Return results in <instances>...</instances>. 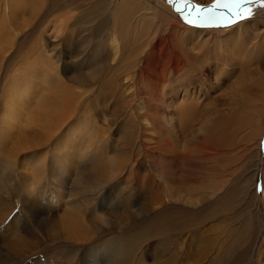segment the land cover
<instances>
[{"label":"rangeland","instance_id":"obj_1","mask_svg":"<svg viewBox=\"0 0 264 264\" xmlns=\"http://www.w3.org/2000/svg\"><path fill=\"white\" fill-rule=\"evenodd\" d=\"M42 1L31 0L24 3L22 0L21 7L25 17H21L19 23L23 25V19L30 20L32 11H29L33 10L32 8L35 10L37 8L40 9L43 6ZM70 2L71 4H69ZM193 2L200 3L205 7L209 5L202 4L205 0H193ZM69 3L66 6L67 10L63 8L64 10L59 11L60 13H69L71 9L74 10L73 13L76 15V19H73L75 22L72 19V27L66 31V34L61 39L54 40L55 38L52 34V43L48 44L47 48L54 51L51 54H47V56L45 55L44 66L41 67L40 60L42 58H37L39 56L37 54L39 46L34 38L25 39L23 42H20V38L12 39L6 37L4 40L5 47L11 48L14 43L15 46L11 51L21 49L23 54L22 57L17 59L18 61H15V64L10 69V75L0 85V264H107L108 259L122 247L120 242H117V244H110L109 242L119 239L121 242L126 243L127 239L134 237L148 226L149 219L157 217L164 210L176 213L178 217L174 219L168 218L169 220L165 218L162 221L164 229L161 227L162 231H165L163 232L164 235L141 241L134 258L128 264H179V244L187 241L191 243L190 238L194 237L198 232L200 223L194 211L197 209V202L201 194V184L208 182L202 190L204 194L202 195L206 198V201H212L213 191L211 188L213 182L209 179L200 184L199 181L194 180L195 178L192 177V183L191 181L182 183V179L185 176L192 175L193 171H195L191 166L195 162L192 161L193 158L195 159V155L183 161L179 159L180 153L175 152L176 150L179 151L182 146L184 150L194 154L198 143L196 140L199 139L200 143L206 140L207 135L205 132L203 134L201 132V135L198 136L196 121L191 130L193 135L190 133L186 138L179 133V124L178 127L176 125L172 132L168 130L169 128L163 126L164 122H166L165 120H162L161 125H156L155 120L150 117L152 108H147L146 101L148 99L145 95L149 93L148 96L150 97V93L156 90H158V93L166 90L165 100L170 102L175 96V92H179V90H187L190 94L200 92V96H204V100L201 98V108L206 104L205 106L212 110L210 115L215 118L212 121L215 123L212 126L210 125L209 135L218 129L217 125H220L222 119L227 121L226 119L229 117V119L233 120L235 114L240 111L238 110L239 106L236 107L231 100H228L232 99L230 90L232 82H235V80L232 77L225 78V75L229 69L228 67L237 59L240 50H243L241 49L242 45L247 46L246 43L250 37L252 38L249 41L251 44H253L255 39L260 38L258 39L260 41L263 39L264 8L257 6L254 8V16L252 18L232 26L233 30L224 31V28L188 25L169 0H69ZM84 5L87 6L83 7ZM59 11L56 14H60ZM73 13L72 15H74ZM82 13L84 14L83 16ZM176 23L180 29L173 30L174 28L172 27H175ZM145 29L148 31H145ZM201 29L208 31L203 32L204 34H198L196 31L200 32ZM182 30V34H179ZM231 31L236 32H234L233 37L232 35L229 37L232 34ZM257 31L258 34L262 32V35H258ZM154 35L156 36L155 40ZM113 37H117L121 42H116V39L115 43H113ZM240 38L244 40L242 41ZM11 39L12 42L10 43L12 44H8V40ZM112 43L114 45H111ZM155 43L156 46L162 49H165L170 43L172 48L178 47L176 50L180 51V54L176 58L175 55H172L171 50L161 54L158 52L159 57L154 60L157 66L150 74H144L146 65L150 62L151 54L153 53L152 46ZM261 43L262 50L259 58H252L249 56L251 53H248L246 57L248 56L252 60H248V57L246 58L247 60L245 59L246 67H250V65L253 67H250V69L248 67L247 70H254L256 73L253 76L256 79L264 75V63L262 62L264 61V39ZM116 44L118 46H115ZM112 47L118 48L115 50ZM95 48H99L98 54H101L99 56H102L103 60H107H104L105 62L102 61L104 65L100 61L101 64L97 60L91 59L92 56L90 55H92V52L97 51ZM228 48H232L236 52L234 50L229 52ZM99 51H102V53ZM28 53L33 55L27 56L29 59L26 61L27 59L24 56ZM107 53H109L110 57H108ZM113 53L115 54L114 56H117V59L112 56ZM258 54L256 53V55ZM251 56L253 55L251 54ZM179 58L185 61V65L182 68L178 66ZM201 58L205 59V64L200 70L198 59ZM191 59L197 60L192 62ZM95 63L97 69H95ZM117 63L122 65V69ZM108 64L111 65L109 66ZM127 65L129 66L127 67ZM124 66L126 68H123ZM217 66L220 67L218 69H221L222 72L221 76L217 78L220 79L222 77L221 84L218 83L215 77ZM43 67L44 71L42 70ZM47 68L50 74L46 76ZM160 71H164V73L160 74ZM260 71H262V75ZM75 72L77 78L73 77ZM24 77L28 78L21 86H26L27 88L17 93L16 96L13 95L11 88L14 82ZM126 78L128 81L126 80L125 82ZM58 79L76 92H82L76 107L69 111V113L74 115L68 117L69 113H66L63 107H46L39 111L35 109L36 111L33 110L31 112L29 110L31 106L35 107L36 101L42 99L39 97V93L43 92L45 95L58 96L55 89L51 94H48L45 87H49V85L54 83L58 85ZM227 84L230 87L223 89ZM142 85H144V88ZM155 88L156 90H154ZM5 90H7V97L4 96V99L2 96L5 95ZM216 95L218 98L215 97ZM227 96L231 97L228 98ZM25 97L30 100L27 105L19 102L23 98V100H26ZM218 103L220 105L217 106ZM255 105L260 107L259 103L254 104V107ZM7 107H10V109ZM231 107H234L232 111H230ZM254 107L251 110L252 114L259 111V108ZM5 108L10 113H5ZM144 109L150 112V116L145 113L147 111H143ZM159 109L165 111L164 116L170 112L167 107ZM228 110L229 112L227 113ZM142 111L143 113H141ZM214 111H218L217 117V113ZM226 115L227 118H223ZM144 119H147L146 121L150 123L146 121L144 123ZM216 119L219 121L218 124ZM236 122L241 124L243 121ZM151 123L155 124V127ZM221 127L224 128L220 125L219 128ZM159 129H165L168 135L169 133L173 134H170L173 139L171 137L166 139H169V144L172 147L164 149L162 145L161 151L164 149L162 153L159 150L160 136H157ZM8 130L9 133H13L9 135L7 133ZM219 132L220 130L217 131L214 137L219 135V138L220 136L223 137V139L220 138V141H224V138L226 140L224 131ZM88 133H91V136ZM255 139L256 137L252 139V143L256 142L253 143L254 146L251 148L250 153L253 157L256 151H261V159L258 163L259 167L249 170L251 174L258 173L256 175L257 186L264 188V134L263 137L257 136V139ZM91 140H93L92 145ZM82 142H84L82 147L85 150L80 148ZM180 143L184 146H180ZM100 146L103 148V153L98 154L96 150ZM173 146L175 149H173ZM182 150H180L181 153H183ZM82 151L84 157L83 155L78 156L82 154ZM168 152L169 154H167ZM150 154L155 156V159L159 158V160L157 159L158 163L156 162L155 165L157 169H160L159 174L162 179L160 177L153 178L155 182L147 178L152 165L149 162ZM230 156H224V160H219V163L223 165L219 164L221 167H219L220 169L217 172H220L219 180L228 181V188L230 189L228 198L224 199L226 203L224 200L222 202L223 222H225L222 224V229L224 228L227 231L228 229L236 228L233 232L235 235L233 239L235 240L240 237V228L243 226L242 221L238 218L236 219V216L239 215L243 218L242 208L245 203L247 204L251 200V193L247 197L243 190L246 188L244 183L249 180L250 173L246 174L244 179H239L237 174L238 172L240 173V168L238 167L241 164L237 163V165L230 167L232 163L229 159L234 157ZM80 157L84 158L83 161L95 158V162L86 163L88 167L86 164L82 167L78 166L79 169L74 161H77V158L79 159ZM82 158L78 162H81ZM109 160L113 161L110 162ZM127 161L130 164L125 169L123 164L125 165ZM115 162L116 164L119 162L118 166L112 164ZM182 162H189V164H183ZM133 165L136 168L130 171ZM230 171H234L233 176L230 175ZM150 181L153 182L155 189L158 191L162 188L161 196L163 199L160 205L164 204L162 206L163 209L160 206L156 209L150 208L149 205L146 206L148 203L147 195L153 188ZM157 183L161 184L158 185ZM195 184L198 185L196 186ZM167 186H170L168 189H171V193H169ZM246 190L248 191L249 189ZM257 200L260 201L258 206L262 216V233L253 257L248 259V256H246L239 264H264V254L261 256L262 258L259 256V248L262 249V246H264V192L259 191ZM109 202H111V205ZM141 206L145 208L143 215H135ZM178 210L180 211L178 212ZM134 215L138 221L132 219L131 216ZM214 224L213 222L212 225ZM207 225H211V221ZM201 230L205 232L203 229ZM223 233L222 236L220 232L219 234L218 232L204 234L205 240L210 243L208 252L211 259L222 253L220 252L223 250L222 248L226 247L227 249L230 247L231 243H229V240L228 243L224 242L226 238ZM233 233L231 236H233ZM220 245L222 248H220ZM175 246L177 248L176 252L172 254ZM232 246L228 249L230 252L227 250L224 257H222L224 264H228L227 259L233 258L232 256L237 252V247L235 245ZM194 259L196 260L197 256H194ZM206 264L208 263L206 262ZM217 264L220 263L218 262ZM229 264L235 263L231 262Z\"/></svg>","mask_w":264,"mask_h":264},{"label":"bare ground","instance_id":"obj_2","mask_svg":"<svg viewBox=\"0 0 264 264\" xmlns=\"http://www.w3.org/2000/svg\"><path fill=\"white\" fill-rule=\"evenodd\" d=\"M24 3L26 1H31V0H23ZM113 1V0H112ZM126 1V0H125ZM213 0H205L204 3L202 4H210ZM34 3V2H33ZM69 3V0H43L42 1V4L43 6L37 10H35L34 8H32L33 10H30L29 12L32 13L31 17L33 18V21H32V18H30V20H25L23 19L24 21V24H20L19 20H21V17H25V14L22 10V0H0V85H1V82L8 76L10 75L11 73V68L12 66L15 64V61L22 57V50L21 49H17V50H13L11 51L13 48H14V43H10L12 42V39L13 38H20V42H23L25 39H28V38H34L35 41L37 40V45L39 46V49L37 51V55L39 57L42 58V60H40L41 62V67L45 65V62H44V58H45V55L47 56V54H51L54 50H51L48 47V44L52 43L51 39H52V34L54 35V40L56 39H61V37L66 34V31L69 30L70 27H72V19L75 18L76 19V15L73 13L74 10H72L71 8V12L69 13H60L59 10H62L63 8H66V6L68 5ZM123 3V2H122ZM127 3V2H126ZM136 3V2H135ZM28 4V3H27ZM30 4V3H29ZM71 4V2L69 3ZM108 4V2H107ZM129 4V3H128ZM200 4V3H199ZM112 5V4H111ZM127 5V4H126ZM26 6V4H25ZM32 6V5H31ZM36 6V5H35ZM39 6V5H38ZM87 5H84L83 7H85ZM89 6V5H88ZM70 7V5H69ZM92 7V6H91ZM133 7V6H132ZM131 7V8H132ZM31 8V7H30ZM82 8V7H80ZM79 8V9H80ZM93 8V7H92ZM96 9V8H94ZM64 10V9H63ZM67 10V8H66ZM69 10V9H68ZM85 10V9H84ZM88 10V9H87ZM59 11L60 14H56L57 12ZM70 11V10H69ZM89 11V10H88ZM94 11V10H93ZM99 11V10H98ZM125 11V10H124ZM148 12V11H147ZM72 13L74 15H72ZM76 13V12H75ZM88 13V12H86ZM27 14H28V9H27ZM56 14V15H55ZM84 14L82 13V16ZM158 15V14H156ZM86 16V15H85ZM27 17V16H26ZM81 17V16H80ZM79 17V18H80ZM90 17V16H89ZM156 17V16H155ZM96 18V17H95ZM84 20V19H83ZM87 20V18H86ZM85 20V21H86ZM74 21V19H73ZM78 22V20H76ZM91 21H94V20H91ZM75 22V21H74ZM83 22V21H82ZM141 24V23H140ZM74 25H77V24H74ZM73 25V27H74ZM80 25V24H78ZM175 25V24H174ZM181 25V24H179ZM82 27V26H81ZM100 27V26H99ZM238 27V26H237ZM240 27V26H239ZM83 28V27H82ZM148 28V27H147ZM157 28V27H156ZM161 28V27H160ZM174 28L173 30L175 29H178L179 26L177 25L176 23V26L172 27ZM233 27H230V28H227V29H224V31H228V30H231ZM77 29V28H75ZM88 29V28H87ZM171 29V28H170ZM180 29V28H179ZM241 29V28H240ZM243 29V28H242ZM264 29V28H263ZM147 29H145L146 31ZM172 30V32H173ZM184 30V29H183ZM183 30L181 31V33L179 34H182ZM233 30V29H232ZM239 30V29H238ZM73 31V30H72ZM85 31V30H84ZM91 31V30H90ZM148 31V30H147ZM189 31V30H188ZM205 31H208L206 29H201V31H196L198 34H202L203 32ZM87 32V31H86ZM156 32V31H154ZM168 32V31H167ZM235 32V31H234ZM234 32L231 31L232 34L229 35V37H232L234 36ZM238 32V31H237ZM246 32V31H245ZM250 32V31H248ZM150 33V31H149ZM166 33V32H165ZM207 33V32H206ZM236 33V32H235ZM241 33V32H239ZM238 33V34H239ZM243 33V32H242ZM258 34V31L256 32ZM262 33V32H261ZM259 32L258 35L261 34ZM74 34V33H73ZM79 34V33H78ZM145 34V33H144ZM157 34V33H156ZM185 34V33H183ZM204 34V33H203ZM249 34V33H247ZM254 34V33H253ZM76 35V34H75ZM143 35V34H142ZM164 35V34H163ZM224 35V33H223ZM236 35V34H235ZM262 35V34H261ZM68 36V35H67ZM74 36V35H73ZM146 36V35H145ZM155 36V35H154ZM242 36V35H241ZM240 36V37H241ZM244 36V35H243ZM249 36V35H248ZM253 36V35H252ZM8 37V38H12L11 40H8V44H12L11 45V48H7L4 46V40L5 38ZM7 38V39H8ZM143 38V37H142ZM156 36L154 37V40H155ZM214 38V37H213ZM243 38V37H242ZM240 38V39H242ZM117 37L114 38L113 37V43H115ZM149 39V38H148ZM199 39V38H198ZM224 39V38H223ZM222 39V40H223ZM250 39H252L250 37ZM250 39H248L246 42V45L247 46H243L242 45V48L243 49L242 51L240 50V54L238 55L237 59L233 61V63L228 67V71L225 75V78H230L232 77L235 82H232V85H231V90H230V94L232 96V99H228V100H231L232 101V104L235 105L236 107H238V110L239 113L237 112L235 114V118L233 120L229 119V117L227 118V115L226 117H223V118H227L225 121L224 119H222L220 121V125H222L224 128H219V121H217V127L218 129H216L217 131L220 130L219 133H221V131H224V133L226 134L225 137H226V140L224 138V141L221 140L220 141V138L223 139V137L220 136L219 138V135L216 139V137H214L217 133V131L215 130V132H211L210 135H209V128L210 125L212 126V124H214L215 122H212L214 121L215 118H213L211 115H210V112L212 110H209L207 106L204 105V107L201 108V103H202V100L201 98H203L204 100V96H200V92L196 93V94H193V93H189L187 90H179V92H175V96H173V99L170 101V102H167L165 100V91L164 92H160L158 93L156 90V88L154 90H156L155 92L153 93H150V97L148 96L149 93H146L148 95H145L147 96V99L148 101L147 102V108L150 109L152 108V111H151V116L149 115V111H147L146 109H144L143 111H147L145 113H148V115L150 117H152L155 122H156V125H161L162 123V120H165L166 122H164L163 126H165L166 128H169L168 130H170L172 132V130H174L176 128V125L178 127V124H179V133L182 134L185 138L191 133V130L193 129V125L195 123V121L197 122L196 125L198 126V129H197V132H198V136L201 135V132L203 134V132L206 133L207 135V138H205L206 140H203L202 142L199 143V139H195L198 143L196 145V148L194 150V154H192V152H187L186 150H184V147L182 148L181 144L180 143V146L181 148H179V151L180 150H184L186 152H184L182 150L183 153H181V151L179 152L178 150H176L175 153L178 152L179 154V159L185 161V159L187 158H192L193 155H195V159L192 161H195L191 166L193 167V169H195V171H193L194 173L192 175H189V176H185L183 179H182V183H188L190 182L193 178H195L194 180L196 181H199L200 184L202 182H205L207 180H212L213 182V185H212V188L211 190L213 191L212 192V196H213V200L211 201H206V198L203 197V189L206 187V184L208 183H204V184H201V194L199 196V199H198V202H197V209L194 211V214L195 216L199 219V225H198V232L197 234L194 236V237H191L190 238V241L191 243H188L187 242H184V243H181L179 244V264H206V262L208 264H217L218 262L220 264H224L223 261H222V257H224V255L226 254V251L233 245H235L237 247V252L235 255H233L232 257L233 258H230L227 259V262L228 264L231 263V262H234L235 264L236 263H241L246 256H248V259L249 258H252L253 257V254L255 253L256 251V248H257V242L261 236V233H262V229H263V226L261 224V221H262V216H261V213L259 211V206H258V202H260L259 200H257L259 198V191H257V181H256V172L251 174L250 173V170L251 168H257L259 167L258 163H259V160L261 159V154L260 152L261 151H256V153L254 154V156L252 157L250 151H251V148H253L255 142L252 143V139L254 137H256L257 139V136H260V137H263V134H264V75L262 77H260L259 79H256L254 75V70H247V68L249 67H246V64H245V59L248 57H246V54L248 55V53L252 54L253 56H251V54L249 55L250 57L252 58H255L258 57L261 55L260 51L262 50V41L263 39L260 41L258 39H255L258 40L257 42H255L253 40V44L249 43ZM162 40V39H161ZM176 40V39H175ZM208 40V39H207ZM221 40V41H222ZM244 39H242L243 41ZM58 41V40H57ZM120 41L119 39H117L116 42ZM238 41V40H237ZM241 41V42H242ZM111 42V41H110ZM121 42V41H120ZM145 42V40H144ZM147 42V40H146ZM149 42V40H148ZM151 42V41H150ZM153 42V41H152ZM210 42V41H209ZM227 42V41H226ZM245 42V41H244ZM6 43V42H5ZM70 43V42H69ZM111 44V45H114V44ZM180 43V41H179ZM199 43V42H198ZM213 43V42H212ZM239 43V42H238ZM110 44V43H109ZM118 44V43H117ZM115 45V46H118V45ZM147 44V43H146ZM152 44V43H151ZM194 44V43H193ZM201 45V43H199ZM223 44V43H222ZM249 44V45H248ZM251 44V45H250ZM54 46H56L55 44H53ZM110 45V46H111ZM172 44L168 43V45L165 47V49H162L158 46H156V43L155 45H153V53L151 54V59H150V62L146 65V68H145V71H144V74H150L152 72L153 69H155V67L157 66V63L154 62L155 58L158 59L159 57V54H157L158 52L161 54V53H166L168 50H171L173 53L172 55H175L176 58L177 56L180 54V51L176 50V48L178 47H174L172 48L171 47ZM196 45V44H194ZM238 45V44H237ZM236 45V46H237ZM240 45L241 43L239 44V48H240ZM109 46V47H110ZM179 46V45H178ZM204 46V45H203ZM224 46V45H223ZM10 47V46H9ZM193 47V46H192ZM114 48V47H112ZM118 47H116L117 49ZM223 48V47H222ZM238 48V46H237ZM10 49V50H9ZM96 49V48H95ZM99 49V48H98ZM98 49H96L97 51H93L92 52V60L94 61H100L102 63L105 62L104 60L106 59H102L103 57L102 56H99L101 54H98ZM115 49V48H114ZM115 49V50H116ZM201 49V48H200ZM229 49V52H232V48H228ZM102 50V49H101ZM108 50V49H107ZM142 50V49H141ZM11 51V52H10ZM236 52V50H234ZM102 53V51H99ZM234 52V53H235ZM264 52V51H263ZM111 53V52H109ZM109 53H107L109 55ZM186 53V52H184ZM205 53V52H204ZM256 53H259L258 55H256ZM26 54V53H25ZM30 53H28L27 55H25L24 57L27 59L24 58V60L28 61V57L32 56V55H29ZM119 54V53H118ZM208 54V53H207ZM107 55V56H108ZM115 54L113 53V57H117V56H114ZM168 55V54H167ZM28 56V57H27ZM49 56V55H48ZM94 56V57H93ZM198 56V55H197ZM110 57V55L108 56ZM196 57V56H195ZM232 57V56H231ZM80 58V57H79ZM150 58V56H149ZM166 58V57H165ZM257 58V59H258ZM261 58V57H260ZM117 59V58H116ZM171 59V58H170ZM218 59V58H217ZM252 60L251 58L248 57V60ZM59 61H61L60 59H58ZM110 60V59H109ZM192 62L193 60H197V59H191ZM247 60V59H246ZM18 61V60H17ZM25 61V62H26ZM50 61V60H49ZM107 61V60H106ZM113 61V60H112ZM117 61V60H116ZM114 61V62H116ZM259 61V60H258ZM91 62V61H90ZM99 62V63H100ZM196 62V61H195ZM257 63V61H255ZM260 62V61H259ZM264 63V61H262ZM76 63V62H75ZM100 63V64H101ZM109 63V61H108ZM112 63V62H110ZM119 63V62H118ZM117 63V64H118ZM198 63H199V69L201 70L203 65L205 64V59L204 58H201V59H198ZM210 63V62H209ZM27 64V62H26ZM29 64V63H28ZM85 64V63H84ZM103 64V63H102ZM217 64V63H216ZM104 65V64H103ZM102 65V66H103ZM109 65V64H108ZM111 65V64H110ZM109 65V66H110ZM121 66V69H122V65L121 64H118ZM185 65V61L183 59H180L179 58V63H178V66L179 67H184ZM259 65V64H258ZM88 66V65H87ZM91 66V65H90ZM96 63H95V69L96 68ZM129 65H127L128 67ZM163 66V64H162ZM253 66H254V62H253ZM260 66V65H259ZM262 66V65H261ZM77 67V66H76ZM197 67V66H196ZM250 67H252L250 65ZM249 67V69H250ZM83 68V67H82ZM123 68H126L125 66ZM131 68V67H130ZM133 68V67H132ZM187 68V67H186ZM218 68H220L219 66H217L216 68V74H215V77L216 79L219 78L222 74L221 72V69L219 70ZM226 68V67H224ZM253 68V67H252ZM259 68V67H258ZM257 68V69H258ZM34 69V68H32ZM32 69H30L31 71H33ZM42 69V68H41ZM90 69V68H89ZM94 69V70H95ZM109 69V68H108ZM129 69V68H128ZM254 69H256L254 67ZM29 71V69H27ZM35 70V69H34ZM44 71V67L42 69ZM41 70V72H43ZM80 70V69H79ZM83 70V69H82ZM85 70V69H84ZM135 70V69H133ZM158 70V69H157ZM259 70V69H258ZM89 71V70H87ZM92 71V70H90ZM132 71V70H131ZM130 71V73H131ZM215 71V70H214ZM96 72V71H95ZM133 72V71H132ZM261 72V75H262V71ZM29 73V72H28ZM27 73V74H28ZM78 73V71H77ZM164 73V71H160V74ZM224 73V72H223ZM258 73V72H257ZM26 74V73H25ZM47 74H50V71L49 69L47 68L46 70V76ZM81 74V73H80ZM94 74V73H93ZM159 74V73H158ZM260 74V73H258ZM264 74V73H263ZM31 75V74H29ZM91 75V74H90ZM195 75H196V72H195ZM217 75V76H216ZM256 75V74H255ZM25 76V75H24ZM27 76V75H26ZM49 76V75H48ZM95 76V75H93ZM163 76V75H161ZM259 76V75H258ZM23 77V76H21ZM73 77L77 78L76 76V72L75 74L73 73ZM92 77V76H91ZM90 77V78H91ZM128 77V76H127ZM147 77V76H146ZM28 77H24V78H20L18 81H15L14 84H13V87L11 88L13 91L11 92L13 95H17V93L19 92H22L24 91L27 87L26 86H21V84L27 79ZM94 78V77H93ZM161 78V77H160ZM222 78V77H221ZM217 79L218 80V83L221 84V81L222 79ZM47 79V78H45ZM129 79V78H128ZM162 79V78H161ZM215 79V78H214ZM127 78L124 80L126 82ZM141 80V79H140ZM150 80V79H149ZM128 81V80H127ZM130 81V80H129ZM216 81V80H215ZM60 82V83H59ZM141 82V81H140ZM58 85L57 84H52V85H49V87L45 86L48 94H51V92L54 91V89L57 91L56 92V95L58 96H49V95H45L43 94V92L39 93V97L42 98V99H39V101H36L35 103V107L34 106H31V108L29 109L31 112L35 109H37L38 111L43 109V108H46V107H63L64 110L66 111V113H69V111L73 110L76 105H77V101L79 99V97L82 95L81 93H78L76 92L74 89H72L71 87H68L64 84V82H61L59 79L57 81ZM109 83V82H108ZM155 83V82H154ZM203 83V82H202ZM216 83V82H214ZM60 84V85H59ZM151 85V83H149ZM149 85V86H150ZM156 85V83H155ZM217 85V84H216ZM143 88H144V85H142ZM152 86V85H151ZM150 86V87H151ZM205 86V85H204ZM230 87V85H226L225 88L223 89H226L227 87ZM148 87V88H150ZM153 87H156V86H153ZM160 87V85H159ZM10 88V87H9ZM14 88V89H13ZM18 88V89H17ZM142 88V89H143ZM152 88V87H151ZM202 88V87H201ZM218 88V87H217ZM10 89V91H11ZM31 89V88H30ZM146 89V88H145ZM171 89V88H170ZM214 89V88H213ZM229 89V88H228ZM8 90V89H7ZM7 90H5L4 94L2 96V98L7 97ZM20 90V91H18ZM151 90V89H150ZM153 90V91H154ZM220 91H223L225 92L224 90H220ZM229 91V90H228ZM2 92V93H3ZM195 92V91H194ZM208 93V92H207ZM206 93V94H207ZM212 93V92H211ZM145 94V92H144ZM55 95V94H54ZM218 95V94H217ZM215 96L218 98V96ZM226 95V93H225ZM228 95V93H227ZM42 96V97H41ZM207 96V95H206ZM205 96V97H206ZM210 96V95H209ZM229 96V97H231ZM38 97V98H39ZM44 97V98H43ZM149 97V98H148ZM214 97V96H213ZM214 97V98H215ZM228 97V96H227ZM228 97V98H229ZM26 98V97H25ZM30 98V97H29ZM144 98V97H142ZM212 98V97H211ZM5 99V98H4ZM20 99V98H19ZM24 99V98H23ZM19 100V102L23 103L24 105H27L30 103V100L28 98H26V100ZM141 99V98H140ZM171 99V98H170ZM213 99V98H212ZM220 99V98H219ZM215 100V99H213ZM223 100H227V99H223ZM145 101V100H144ZM212 101V100H210ZM222 101V100H221ZM145 102V103H146ZM217 102V101H216ZM215 102V103H216ZM218 102L220 103V101L218 100ZM142 103V102H141ZM217 104L220 105V104ZM223 103H227V102H223ZM260 104V107H258V105L255 107L259 108V111L257 109V113L255 114H252L251 113V110L252 108L254 107V104ZM228 104V103H227ZM226 104V106H227ZM143 105V104H141ZM208 105V104H207ZM214 105V104H213ZM221 105L223 106L222 102H221ZM146 106V105H145ZM209 106V105H208ZM216 106V105H215ZM216 106V107H217ZM225 106V105H224ZM28 107V106H27ZM143 107V106H142ZM168 109V115L166 114V116H164V112L163 110H160L159 108H166ZM254 107V108H255ZM10 109V107H7ZM5 108V113H10V111ZM146 108V107H145ZM232 108L234 107H231V110L232 111ZM77 109V108H76ZM179 109V110H178ZM219 109V108H218ZM214 110V109H213ZM221 110V109H220ZM227 110V109H226ZM242 110V111H241ZM36 111V110H35ZM140 111H141V108H140ZM143 111L141 113H143ZM222 111V110H221ZM243 111H246V112H243ZM167 112V111H166ZM216 114V117L217 115L219 114L218 111H214ZM229 112V110L227 111V113ZM254 112H255V109H254ZM253 112V113H254ZM144 113V114H145ZM180 113V114H179ZM226 113V114H227ZM232 113V112H230ZM213 114V113H212ZM221 114V113H220ZM234 114V113H233ZM233 114H231L233 116ZM74 114L72 113H69L68 114V117H72ZM214 115V114H213ZM223 115V114H221ZM219 115V116H221ZM66 116V114H65ZM143 117V115H141ZM146 116V115H144ZM224 116V115H223ZM67 117V118H68ZM14 118V117H13ZM64 118V117H63ZM66 118V119H67ZM144 118V117H143ZM146 118V117H145ZM148 118V117H147ZM233 118V117H232ZM149 119V118H148ZM10 121H12L11 118H9ZM147 119H144V123ZM9 121V122H10ZM236 121H243L241 124L237 123ZM146 122H149V121H146ZM1 123V122H0ZM150 123V122H149ZM149 123H147L149 125ZM211 123V124H210ZM20 124V123H19ZM153 125V123H151ZM148 125H144V126H148ZM151 125V126H152ZM155 127V124L153 125ZM226 127V129H225ZM157 128V127H156ZM197 128V127H196ZM15 129V128H14ZM155 130V129H154ZM178 130V129H177ZM196 130V129H195ZM157 131H158V128H157ZM88 132V131H87ZM90 132V131H89ZM176 132V130H175ZM194 132V131H193ZM4 133V132H3ZM7 133L10 135L11 133H9V130L7 131ZM86 133V132H85ZM178 133V132H176ZM176 133H174L176 135ZM178 133V135H179ZM223 133V134H224ZM90 134L91 136V133H88ZM172 134V133H169V135ZM192 134V133H191ZM167 131L165 129H159V134L157 133V136H160V151L162 150L161 149V146L163 145L164 149H167V147H170L171 145L169 144L170 141L166 140L168 137L170 138L171 135L167 136ZM173 135V134H172ZM174 135V137H175ZM193 135V134H192ZM89 136V135H88ZM167 136V137H166ZM197 136V135H195ZM205 136V134H204ZM7 137V136H6ZM173 137V136H172ZM171 137V138H172ZM179 137V136H178ZM177 137V139H178ZM181 137V135H180ZM179 137V138H180ZM191 137V135H190ZM193 137V136H192ZM81 138V137H80ZM89 138V137H88ZM95 138V137H94ZM132 138V137H130ZM214 138V140H213ZM219 138V139H218ZM83 139V138H82ZM90 139V138H89ZM173 139V138H172ZM175 139V138H174ZM202 139V138H201ZM255 139V140H256ZM131 140V139H130ZM260 140V139H259ZM262 140V139H261ZM97 141V140H96ZM195 141V142H196ZM223 141V142H222ZM258 141V140H257ZM1 142V141H0ZM91 142V145L93 144V140L90 141ZM183 142V141H182ZM75 143V142H74ZM84 142H82V144L80 145V148H83L82 145H83ZM132 143V142H130ZM186 143V142H185ZM184 143V144H185ZM188 143V142H187ZM191 143V142H190ZM223 143V144H222ZM261 143V142H260ZM173 144V143H172ZM194 144V143H193ZM192 144V146H193ZM187 145V144H185ZM257 145V143H256ZM260 145V144H259ZM258 145V147H259ZM1 146V145H0ZM99 146V145H98ZM96 146V147H98ZM107 146V145H105ZM126 146V145H125ZM179 146V147H180ZM184 146V145H183ZM195 146V145H194ZM38 147V146H37ZM95 147V146H94ZM129 147V146H128ZM153 147V146H152ZM162 147V148H163ZM172 147V146H171ZM191 147V145H190ZM71 148V147H70ZM157 148V147H156ZM79 149V148H78ZM84 149V148H83ZM97 149V148H95ZM105 149V148H104ZM108 149V148H107ZM158 149V148H157ZM163 149V151H164ZM169 149V148H168ZM173 149L174 146H173ZM172 149V150H173ZM190 149V148H189ZM82 150V149H81ZM85 150V149H84ZM103 150L102 146H100L96 152L101 153ZM257 150V148H256ZM259 150H260V147H259ZM80 151V149H79ZM158 151V150H157ZM159 151V152H160ZM163 151H161L160 153H162ZM189 151V150H188ZM166 152V151H165ZM170 152V151H169ZM169 152L167 154H169ZM172 152V151H171ZM76 153V152H75ZM82 154L78 155V156H81L83 155V151L81 152ZM85 153V151H84ZM103 153V152H102ZM131 153V152H130ZM78 154V153H77ZM97 154V153H96ZM122 154V153H121ZM150 158H149V162L152 164L150 169H149V173L147 174V178H149L150 180H153V178H158L160 176L159 174V170L160 169H157L156 168V165L155 163L157 161V159L159 160V158L155 159V156H153L152 154H150ZM172 155V154H171ZM176 155V154H175ZM234 156L233 159H229L231 160V163H232V166L230 167H233V165H237L238 164H241L240 167V173L238 172L237 174V177L239 179H244L245 178V175L250 173V177L248 178L249 180L245 181V187L243 190L244 192L246 193V196L248 197V195L251 193V200H249V202H247V204L245 203L244 207L242 208V215H243V218H241V216H236V219H240L242 221V225L241 228H240V232H239V236L240 237H237L235 240L233 238H235L234 236V231L236 230V228H233L232 230L231 229H228L227 231L224 230V228L222 229L223 227V206H222V202L223 200L228 196L229 192H230V189L228 188V181H220L219 180V175H220V172H217L219 171V167H221V165L219 164H222V163H219V160H224L223 157L226 156ZM76 156V155H75ZM166 156V155H165ZM178 156V155H177ZM230 156V157H231ZM84 157V155H83ZM121 157V156H120ZM125 157V156H124ZM152 157V158H151ZM164 157V156H163ZM169 157V156H168ZM174 157V156H173ZM229 157V158H230ZM82 158V157H80ZM80 158L78 159L77 158V161H74V163L76 164V166L78 167H82L83 165H85L86 163H90V162H95V158L94 159H87L85 161L84 158H82L81 162H78V160H80ZM105 158V157H104ZM123 158V157H121ZM127 158V157H126ZM125 158V160H126ZM138 158V157H137ZM161 159V158H160ZM164 159V158H163ZM170 159V158H169ZM97 160V158H96ZM108 160V159H107ZM116 160V159H114ZM118 160V159H117ZM141 160V159H140ZM145 160V159H144ZM228 160V161H229ZM110 162L113 161V160H109ZM130 162V160H129ZM128 161L125 162V165L123 164L124 168L126 169L128 167V164H130ZM162 162V161H161ZM240 162V163H239ZM160 163V162H159ZM183 164H189V162H182ZM230 163V161H229ZM112 164H116L115 163H112ZM119 162L116 164L118 166ZM132 165V164H131ZM130 165V166H131ZM137 165H139V163H137ZM219 165V166H218ZM223 165V164H222ZM86 166L88 167V165L86 164ZM114 166V165H113ZM129 166V167H130ZM76 167V168H77ZM78 167V168H79ZM85 167V166H84ZM83 167V168H84ZM90 167V166H89ZM116 167V166H115ZM120 167V165H119ZM140 167V166H139ZM163 167V166H162ZM132 170H134V168H136L135 165H133L131 167ZM224 168V167H223ZM80 169V168H79ZM129 169V168H128ZM250 169V170H249ZM112 170V169H111ZM122 170V169H121ZM117 171V170H116ZM115 171V172H116ZM120 171V169H119ZM129 171V170H128ZM226 171V170H225ZM254 171V170H253ZM138 172V171H137ZM231 172V171H230ZM229 173V172H227ZM231 176L234 175V171L230 173ZM130 177H132L130 175ZM193 177V178H192ZM236 177V178H237ZM166 178V177H165ZM162 179V178H161ZM164 179V178H163ZM157 180V179H156ZM168 181V180H166ZM165 181V182H166ZM152 182V181H150ZM153 182H155L153 180ZM153 182H152V185H153ZM164 182V181H163ZM211 182V181H210ZM192 183V181H191ZM250 183V184H249ZM151 184V183H149ZM155 184V183H154ZM158 184V183H157ZM161 184V183H160ZM158 184V185H160ZM166 184V183H165ZM168 184V183H167ZM194 184V183H193ZM192 184V185H193ZM211 184V183H209ZM208 184V185H209ZM185 185V184H184ZM196 186L198 184H195ZM160 187V186H159ZM168 187L170 186H167V189ZM229 187H231L229 185ZM150 188V187H149ZM156 188H157V185H156ZM165 188V187H164ZM210 189V188H209ZM246 189H249L248 191ZM161 190L162 188H160V191H158L157 189H155L154 185H153V188L152 190L149 192V194L147 195L148 196V203L146 204V206H150V208H157L158 206H160L162 209H163V205H160L161 203V200L163 199V197L161 196ZM169 190V189H168ZM171 190V189H170ZM169 190V191H170ZM166 191V190H165ZM199 191V190H198ZM207 191V190H206ZM252 191V192H251ZM221 192V193H220ZM171 193V191L169 192ZM208 193V192H206ZM205 193V194H206ZM173 194V193H172ZM171 194V195H172ZM203 194V195H202ZM210 194V193H209ZM208 194V195H209ZM174 195V194H173ZM111 196V195H110ZM172 197V196H171ZM170 197V198H171ZM197 197V196H196ZM228 198V197H227ZM111 199V198H110ZM143 199V198H142ZM172 199V198H171ZM170 199V200H171ZM168 201V200H167ZM225 201V200H224ZM229 201V200H228ZM227 201V202H228ZM263 201V200H262ZM172 202V201H170ZM264 202V201H263ZM104 203V202H103ZM111 202H109L110 204ZM115 203V202H114ZM145 203V202H144ZM194 203V202H193ZM226 203V201H225ZM171 204V203H170ZM169 204V205H170ZM101 205V204H100ZM108 205V204H107ZM111 205V204H110ZM168 205V206H169ZM194 206V205H193ZM135 207V206H134ZM166 207V206H165ZM172 207V206H170ZM160 208V209H161ZM190 208V207H189ZM194 208V207H193ZM136 209V208H135ZM149 209V208H148ZM159 209V210H160ZM178 209V208H177ZM180 209V208H179ZM191 210V209H190ZM145 211V208H143L141 206V208H139L137 210V213L135 215H138V216H141L143 215ZM180 210H178L179 212ZM140 212V213H139ZM156 212V211H155ZM159 212V211H158ZM184 213V212H183ZM192 214V213H191ZM135 215L134 216H131L133 220L135 221H138L135 219ZM150 215V214H149ZM184 216V215H183ZM178 217V215L176 213H172L170 212L169 210H164L163 212H160L159 215L156 217H153L151 219H149V224L146 228H144L143 230H141L140 232H138L134 237L130 238V239H127L126 240V243H123V241L121 242L119 239L118 240H114V241H111L109 242L110 244H117V242H120L121 244V249L117 252H115V254H113L107 261V264H128L129 261L134 258V254L136 253V251L138 250L139 248V245H140V242L141 241H145V240H148V239H154V238H158V237H162L164 234L163 232L165 231H162L161 227H162V221L165 219V218H171V219H174ZM193 217V216H192ZM189 218V217H188ZM131 219V220H132ZM169 220V219H168ZM222 220V221H221ZM185 221V220H184ZM188 221V220H187ZM209 221H211V225H207L209 223ZM144 222V221H143ZM192 222V221H191ZM215 223L214 225H212V223ZM185 223V222H184ZM198 223V221H197ZM181 225V224H180ZM183 225V224H182ZM163 228V227H162ZM164 229V228H163ZM201 229H203L205 232H203ZM239 229V228H238ZM208 232H220V235L222 236V233L225 235L224 237L226 238V240L224 242L228 243V240H229V243L230 244V247L226 249L225 248H222V246L220 245V248H222L223 250L220 251L222 253H220L219 255L215 256L213 259H211V257L209 256V245L210 243L207 242L204 238V234L205 233H208ZM180 233V232H179ZM233 233V236H231V234ZM198 234H199V237H198ZM217 234V233H216ZM238 236V235H237ZM217 238V237H215ZM162 239V238H160ZM235 241V242H234ZM180 242V241H179ZM223 245V244H222ZM125 246V247H123ZM225 246V245H224ZM232 246V247H233ZM262 246V245H261ZM176 246L174 247L173 251H172V254L176 252ZM234 249V248H233ZM232 249V250H233ZM236 249V248H235ZM260 249V254L259 256H263L264 254V246H262V249ZM229 251V250H228ZM230 252V251H229ZM235 252V250H234ZM228 254V253H227ZM232 254H233V251H232ZM229 255V254H228ZM194 256H197V259L195 260L194 259ZM262 258V257H261ZM208 260V261H207Z\"/></svg>","mask_w":264,"mask_h":264},{"label":"snow or ice","instance_id":"obj_3","mask_svg":"<svg viewBox=\"0 0 264 264\" xmlns=\"http://www.w3.org/2000/svg\"><path fill=\"white\" fill-rule=\"evenodd\" d=\"M188 25L224 28L235 26L254 16V8H264V0H213L208 6L193 0H169ZM264 192V188H257Z\"/></svg>","mask_w":264,"mask_h":264}]
</instances>
